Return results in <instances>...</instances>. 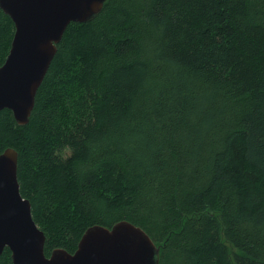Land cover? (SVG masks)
Returning <instances> with one entry per match:
<instances>
[{
	"label": "trees",
	"instance_id": "trees-1",
	"mask_svg": "<svg viewBox=\"0 0 264 264\" xmlns=\"http://www.w3.org/2000/svg\"><path fill=\"white\" fill-rule=\"evenodd\" d=\"M56 47L28 123L0 111L45 255L126 220L159 264H264V0H106Z\"/></svg>",
	"mask_w": 264,
	"mask_h": 264
},
{
	"label": "water",
	"instance_id": "water-1",
	"mask_svg": "<svg viewBox=\"0 0 264 264\" xmlns=\"http://www.w3.org/2000/svg\"><path fill=\"white\" fill-rule=\"evenodd\" d=\"M106 0H0L14 25L10 49L0 66V111L8 109L18 125L28 123L36 92L57 44L72 22L93 18ZM0 256L12 264H159L160 249L140 227L122 220L111 227L92 225L73 253L63 248L45 255V234L35 223L29 200L17 179V152L0 153Z\"/></svg>",
	"mask_w": 264,
	"mask_h": 264
},
{
	"label": "snow or ice",
	"instance_id": "snow-or-ice-1",
	"mask_svg": "<svg viewBox=\"0 0 264 264\" xmlns=\"http://www.w3.org/2000/svg\"><path fill=\"white\" fill-rule=\"evenodd\" d=\"M0 167H2V162H0Z\"/></svg>",
	"mask_w": 264,
	"mask_h": 264
}]
</instances>
